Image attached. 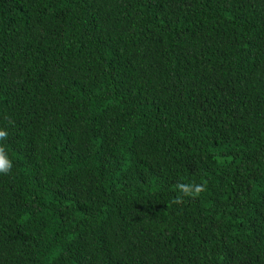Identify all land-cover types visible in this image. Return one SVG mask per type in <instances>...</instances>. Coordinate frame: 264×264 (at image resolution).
Returning a JSON list of instances; mask_svg holds the SVG:
<instances>
[{
  "label": "trees",
  "instance_id": "16d2710c",
  "mask_svg": "<svg viewBox=\"0 0 264 264\" xmlns=\"http://www.w3.org/2000/svg\"><path fill=\"white\" fill-rule=\"evenodd\" d=\"M0 128V264H264V0H0Z\"/></svg>",
  "mask_w": 264,
  "mask_h": 264
},
{
  "label": "clouds",
  "instance_id": "9594fccd",
  "mask_svg": "<svg viewBox=\"0 0 264 264\" xmlns=\"http://www.w3.org/2000/svg\"><path fill=\"white\" fill-rule=\"evenodd\" d=\"M7 133L4 129L0 128V140L5 138ZM12 168V162L8 158L3 146H0V174H8ZM177 190L182 196L198 193L203 190V186L200 184L192 183H178L176 185Z\"/></svg>",
  "mask_w": 264,
  "mask_h": 264
}]
</instances>
